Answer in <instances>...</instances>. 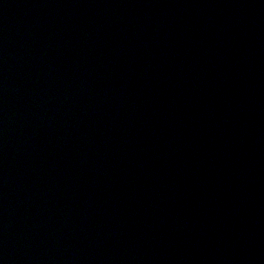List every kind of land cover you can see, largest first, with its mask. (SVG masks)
I'll return each instance as SVG.
<instances>
[{
    "label": "water",
    "instance_id": "obj_1",
    "mask_svg": "<svg viewBox=\"0 0 264 264\" xmlns=\"http://www.w3.org/2000/svg\"><path fill=\"white\" fill-rule=\"evenodd\" d=\"M0 264H264V0H0Z\"/></svg>",
    "mask_w": 264,
    "mask_h": 264
}]
</instances>
